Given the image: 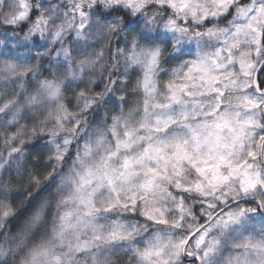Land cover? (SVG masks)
I'll list each match as a JSON object with an SVG mask.
<instances>
[{"label":"clouds","instance_id":"clouds-1","mask_svg":"<svg viewBox=\"0 0 264 264\" xmlns=\"http://www.w3.org/2000/svg\"><path fill=\"white\" fill-rule=\"evenodd\" d=\"M264 0H0V264H264Z\"/></svg>","mask_w":264,"mask_h":264},{"label":"snow or ice","instance_id":"snow-or-ice-1","mask_svg":"<svg viewBox=\"0 0 264 264\" xmlns=\"http://www.w3.org/2000/svg\"><path fill=\"white\" fill-rule=\"evenodd\" d=\"M264 71V70H262ZM257 87L260 89H264V80H258Z\"/></svg>","mask_w":264,"mask_h":264}]
</instances>
